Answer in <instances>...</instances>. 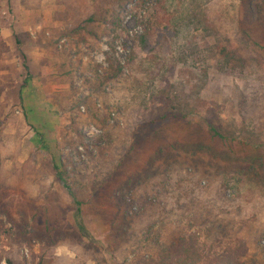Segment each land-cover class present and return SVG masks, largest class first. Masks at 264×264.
Returning <instances> with one entry per match:
<instances>
[{"label": "rangeland", "instance_id": "rangeland-1", "mask_svg": "<svg viewBox=\"0 0 264 264\" xmlns=\"http://www.w3.org/2000/svg\"><path fill=\"white\" fill-rule=\"evenodd\" d=\"M231 2L236 1L222 0L228 10ZM206 3L128 0L116 13V0H0V251L12 248L24 264H38L41 254L46 262L56 257L54 264H102L110 228L95 209L109 215L115 204L133 211L142 202L138 195H145L144 184L155 182L160 189L168 184L176 207L196 203L187 217L158 225L160 233L198 231L204 241L206 225L193 217L197 213L203 220L208 213L209 227L214 224L227 235L243 236L250 251L260 253L264 137L261 147L239 144L230 154L210 142L203 125L211 107L220 116L221 128L244 140L246 124L236 104L244 81L225 73L219 64L220 37L205 30L202 22ZM102 4L110 10L106 21L84 35L85 41L72 37L70 30ZM187 13L189 23L176 37L163 40V46L152 52L136 48L148 29H161L173 22L170 15L180 18ZM115 64L123 75L105 87L107 124L99 128L91 120L85 123L84 98L90 109H104L94 88ZM73 105L84 115V144L76 148L63 141L73 134ZM165 111L182 120L168 117L151 124ZM52 161L66 164L68 170L86 164L88 173L95 167L101 171L96 176L100 182L121 170L83 207L90 239L80 240L69 229L71 207L50 173ZM131 180L142 190L128 188ZM73 188L80 197V186ZM82 189L91 192L85 185ZM214 189L224 190L225 197L212 210ZM152 202L163 205L164 199ZM47 223L57 228L53 243L40 232Z\"/></svg>", "mask_w": 264, "mask_h": 264}, {"label": "trees", "instance_id": "trees-1", "mask_svg": "<svg viewBox=\"0 0 264 264\" xmlns=\"http://www.w3.org/2000/svg\"><path fill=\"white\" fill-rule=\"evenodd\" d=\"M235 1V3L229 4V10L226 9L227 6L222 3V0H208L202 10L200 6L198 8L202 14L204 13L202 16L204 29L220 37V43L216 47L219 64L225 73L244 81L245 85L241 98L236 103L238 112L246 124L244 140H238L234 133H227L221 128L220 116L213 108H207V115L203 119V125L210 142L230 154L235 152L239 144L261 147L264 137V0H256L255 6L252 3L253 0ZM127 2L128 0H116V7L113 11L120 12ZM108 11L110 10L105 5H100L99 9L73 27L70 30V35L72 37L78 36L85 41L84 35H89L94 30V26L106 21L105 14ZM115 20L118 22L119 19L116 17ZM169 20L173 22L167 23L168 25L161 29H148L142 34L137 39L136 48L151 52L156 50L163 46V40L165 41L167 37H176L179 29L185 27L191 17L188 16V13L180 18L170 15ZM122 75V67L115 64L111 66L102 79L97 81L94 92L102 98L104 109L101 110L96 107L90 109L89 99L84 98L86 121L82 119L83 114L75 111L76 106H72L69 128L73 134L69 138H63L67 146L72 148L83 146L84 136L80 129L82 123L91 120L90 122L99 128H103L107 124L109 115L106 113L110 112V108L107 103L105 87L108 84L116 83ZM76 103L80 104L79 101ZM168 117L182 120L175 113L165 111L153 119L151 124L155 125L157 121H164ZM125 159L127 163L132 162L130 156H126ZM87 168L85 164L80 168L83 169V172L74 166L68 170L66 164H57L52 161L50 169L54 181L61 184L62 192L66 195L71 207L69 229L80 240L90 239L84 222L83 207L92 203L100 190L109 187L108 182L113 174H119L121 171L116 169L112 174L105 175L104 180L100 182L96 176L100 175L101 171L93 167L95 172L88 173ZM74 185L80 186V197L74 190ZM84 185L91 191L90 193L86 192L88 190L83 191ZM167 185L164 183V189H160L155 182L145 183L143 190L145 195H138L142 202L133 211L128 207L122 208V206L115 204L109 215L97 208L95 209L96 216L110 228L111 241L108 250L104 251L107 258L102 259V264L108 262L116 264H264V248L262 246L259 245L258 248L260 253H252L243 236L235 233L227 235L223 230H218V226L214 224L209 227L208 213L203 220L199 219L200 215L197 213L193 217L195 222L206 225L205 230H202L204 241L198 231L189 232L181 229L177 235L160 233L158 225L167 220H172L174 217H187L192 207L196 205V203H186L181 209L176 207L170 199V191ZM127 186L128 188L138 187L133 180ZM222 186L225 187L226 185L223 184ZM139 189L142 190V186ZM213 191L212 194L217 197H211L210 207L212 210H214L216 201H224L222 198L225 195L224 190L214 189ZM83 193L87 195L83 196ZM154 198L158 199V202L164 199V204L153 203L152 199ZM119 200L121 205H125L126 199L124 197H120ZM131 201L135 202L133 198ZM53 231H57V228L49 226V223L43 231L40 229L41 233H46L45 237L50 243L55 241ZM34 232V235L41 236L37 230ZM208 238L210 243L207 244L206 239ZM46 257V255L41 254L38 264H54L56 261V257L52 256V259L46 262ZM3 260L6 264H24L19 261L12 248L0 251V263Z\"/></svg>", "mask_w": 264, "mask_h": 264}]
</instances>
